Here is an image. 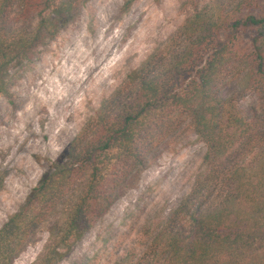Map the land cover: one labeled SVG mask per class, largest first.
Listing matches in <instances>:
<instances>
[{
  "label": "trees",
  "instance_id": "1",
  "mask_svg": "<svg viewBox=\"0 0 264 264\" xmlns=\"http://www.w3.org/2000/svg\"><path fill=\"white\" fill-rule=\"evenodd\" d=\"M88 1L0 0V94L9 65L53 41ZM192 2L183 26L102 102L0 229V263L11 264L62 208L34 263L58 264L116 203L130 174L188 122L205 145L204 171L135 264H264V16L235 19L253 0ZM244 29L253 31L248 48L222 39ZM237 78L256 94L246 113L220 96Z\"/></svg>",
  "mask_w": 264,
  "mask_h": 264
},
{
  "label": "rangeland",
  "instance_id": "2",
  "mask_svg": "<svg viewBox=\"0 0 264 264\" xmlns=\"http://www.w3.org/2000/svg\"><path fill=\"white\" fill-rule=\"evenodd\" d=\"M189 1L90 0L53 41L9 65L0 94V229L97 117L102 102L183 26L192 10ZM192 1L203 7L212 0ZM12 10L11 27L18 31L22 20L18 8ZM250 14L264 16V0H253L235 19ZM221 36L248 48L253 31ZM220 96L241 113L256 102L247 78H237ZM205 151L190 124H183L144 170L130 174L116 203L58 264H135L204 171ZM62 218L57 209L11 264H34L51 245L52 223Z\"/></svg>",
  "mask_w": 264,
  "mask_h": 264
}]
</instances>
